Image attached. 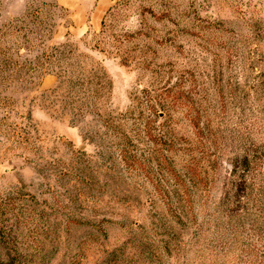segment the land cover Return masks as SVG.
I'll return each instance as SVG.
<instances>
[{"label":"rangeland","instance_id":"1","mask_svg":"<svg viewBox=\"0 0 264 264\" xmlns=\"http://www.w3.org/2000/svg\"><path fill=\"white\" fill-rule=\"evenodd\" d=\"M264 264V0H0V263Z\"/></svg>","mask_w":264,"mask_h":264},{"label":"trees","instance_id":"2","mask_svg":"<svg viewBox=\"0 0 264 264\" xmlns=\"http://www.w3.org/2000/svg\"><path fill=\"white\" fill-rule=\"evenodd\" d=\"M6 256L8 257L7 259V261L8 262H6V263H3V262H1L0 264H16V262L14 261V259L11 257V253L10 252H8L7 254H6Z\"/></svg>","mask_w":264,"mask_h":264}]
</instances>
